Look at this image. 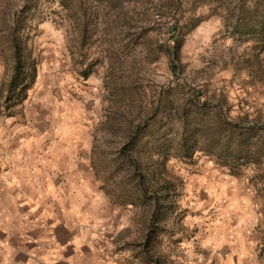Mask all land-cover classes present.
I'll list each match as a JSON object with an SVG mask.
<instances>
[{
  "label": "rangeland",
  "instance_id": "1",
  "mask_svg": "<svg viewBox=\"0 0 264 264\" xmlns=\"http://www.w3.org/2000/svg\"><path fill=\"white\" fill-rule=\"evenodd\" d=\"M2 127L113 264H264V0H0Z\"/></svg>",
  "mask_w": 264,
  "mask_h": 264
},
{
  "label": "crops",
  "instance_id": "2",
  "mask_svg": "<svg viewBox=\"0 0 264 264\" xmlns=\"http://www.w3.org/2000/svg\"><path fill=\"white\" fill-rule=\"evenodd\" d=\"M19 130H0V264H113L80 216L64 212L59 218L21 189L22 182L52 178L62 160L56 149L63 145L40 150L38 143L21 142Z\"/></svg>",
  "mask_w": 264,
  "mask_h": 264
},
{
  "label": "trees",
  "instance_id": "3",
  "mask_svg": "<svg viewBox=\"0 0 264 264\" xmlns=\"http://www.w3.org/2000/svg\"><path fill=\"white\" fill-rule=\"evenodd\" d=\"M20 49L21 47L17 44L14 46L15 64L9 84V95L7 96L9 102L5 107L6 110L14 107L25 98L26 90L35 77L34 63L30 60L22 61ZM11 112L8 111V114Z\"/></svg>",
  "mask_w": 264,
  "mask_h": 264
}]
</instances>
